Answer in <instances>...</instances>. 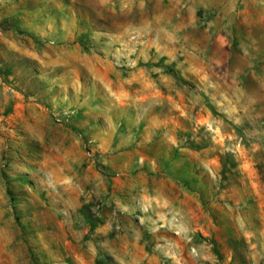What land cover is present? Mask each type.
Here are the masks:
<instances>
[{
	"label": "rangeland",
	"instance_id": "rangeland-1",
	"mask_svg": "<svg viewBox=\"0 0 264 264\" xmlns=\"http://www.w3.org/2000/svg\"><path fill=\"white\" fill-rule=\"evenodd\" d=\"M0 264H264V0H0Z\"/></svg>",
	"mask_w": 264,
	"mask_h": 264
}]
</instances>
